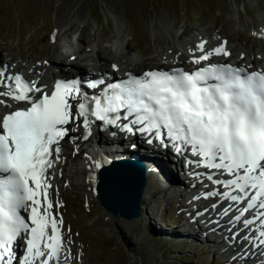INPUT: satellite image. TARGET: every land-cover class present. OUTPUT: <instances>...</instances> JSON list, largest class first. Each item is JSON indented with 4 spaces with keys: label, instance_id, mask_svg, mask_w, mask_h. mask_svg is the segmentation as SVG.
I'll return each mask as SVG.
<instances>
[{
    "label": "rangeland",
    "instance_id": "1",
    "mask_svg": "<svg viewBox=\"0 0 264 264\" xmlns=\"http://www.w3.org/2000/svg\"><path fill=\"white\" fill-rule=\"evenodd\" d=\"M202 36L203 43L220 40L232 58L239 51L248 59L255 56V66L264 69V0H0V62L38 67L36 75L42 80L61 77L57 71L67 59L88 64L104 59L118 39L126 59L136 55L145 67L189 68V61L170 54L186 51ZM73 46L79 48L75 58L69 55ZM133 70L139 73L141 68ZM69 129L59 146L68 165L85 157L92 145L77 139L79 122L73 120ZM154 148L160 151L158 145ZM145 163L155 172L158 186L137 225L104 210L93 187H80L78 179L49 188L55 215L65 222L61 255L71 247V264H264V251L247 250L249 238L241 237L246 232L240 231L239 241L230 247V240L218 234H211L217 241L184 235L193 229L188 220L192 214L187 213L191 201L208 204L213 198H191L180 169H167L177 176L172 184L164 181L167 174L159 169V159Z\"/></svg>",
    "mask_w": 264,
    "mask_h": 264
},
{
    "label": "snow or ice",
    "instance_id": "2",
    "mask_svg": "<svg viewBox=\"0 0 264 264\" xmlns=\"http://www.w3.org/2000/svg\"><path fill=\"white\" fill-rule=\"evenodd\" d=\"M197 47L203 50V44ZM214 51L229 55L223 46ZM211 55V52L202 55L194 63L206 61ZM2 77L4 72L0 71ZM9 79L15 81V88L0 79V86L9 89L0 91V96L26 101L30 106L0 117V264H12V248L22 232L28 233V238L19 264H35L37 259L40 264H49L53 258L58 262L62 243L57 221L55 217L51 221L47 218L52 207L50 201L43 214L38 211L42 206L39 197L43 195L47 201V188L51 187L47 183L48 169L54 165L51 157L55 154L59 158V140L67 134V128L62 126L79 117H84V126H88V98L84 97V102L77 105L78 111L73 113L68 98H77L74 93L80 91L78 80H56L51 92L32 100L27 93L41 91L33 88L35 82H27L19 75ZM108 87L112 94L105 96L103 103L98 97L92 98L96 105L91 110L92 116L115 124L121 117L109 119L108 114L124 107L127 112L124 119L135 115L130 123L144 125L139 131L151 133L155 129V136L160 139L163 127L177 152L182 149L176 141L191 145L193 154L203 158L205 167L223 170L233 177L214 183L240 193H224L233 202L247 201V206L239 209L237 221L257 207V202L264 209V72L248 73L231 65H211L192 73L181 69L171 73L149 71L140 78L132 77ZM4 103L0 100V104ZM122 130L132 132L133 128L124 124ZM103 162L110 161L104 158ZM95 167H101V161H96ZM208 179L213 178L209 175ZM250 189L254 190L252 195ZM29 207L30 223L19 214L20 209ZM257 216L264 217V212ZM243 223L247 227L253 221L244 219ZM49 226L51 234L47 232ZM261 236L264 237V232ZM261 243L264 244V239Z\"/></svg>",
    "mask_w": 264,
    "mask_h": 264
},
{
    "label": "bare ground",
    "instance_id": "3",
    "mask_svg": "<svg viewBox=\"0 0 264 264\" xmlns=\"http://www.w3.org/2000/svg\"><path fill=\"white\" fill-rule=\"evenodd\" d=\"M117 33H120V29L117 26ZM119 38V37H118ZM203 36L200 38V40H195L194 42L191 41V45L187 46V50L184 51H179V50H174L172 52L171 58L172 56H175V59H183L186 61H189L190 67L194 66H198L201 65V63L203 62L200 61L199 63H194L195 59H198L200 56L205 55L207 53H212V55L209 57V59H218V61H222V59L227 56L224 55L223 53L220 54H216L215 53V49L219 48L221 46L224 47V50L226 51H231L230 49H226L224 44L221 43L220 40L218 41H211L210 43L207 42V40L205 41V43L202 42ZM119 43H117V47L114 46L115 48L110 49V54L109 56L105 57L104 59H99L98 61H101L100 63H98V61H94V60H89V64L85 63V62H81V61H73V60H65L64 63L59 67L58 69V73L60 74L61 77L63 78H70V77H75L76 75H82L83 73H87L88 70L91 69V67H93V70L97 73L98 71L101 74H109V75H113V74H125V73H130V72H135L133 69L137 68H141V70H139V73L144 72L145 70H148L150 68L145 67L144 62L141 59H138V56H128L129 59H126V54L123 52V49L121 48V39L116 40ZM203 44V50L201 51L197 46ZM79 48L78 47H71L69 50V55L72 56V58L77 57V53H79ZM233 51V49H232ZM234 53V58H238V62L240 65H244L246 67H248L249 69H256L257 66H255V56L251 57V58H246V56H243L241 53L243 52H232ZM169 54V53H168ZM168 57V56H167ZM71 58V59H72ZM90 59V58H88ZM82 60V59H80ZM83 61V60H82ZM88 61V60H87ZM129 61L128 64H126ZM113 65H115L116 67L114 68ZM131 66V67H130ZM172 66H169V68H171ZM177 67V65L175 66ZM189 67V68H190ZM38 68V67H37ZM36 67L32 66V65H28V67L26 66H19V65H14V66H9L6 65L4 62H0V71L4 72V77L0 78L3 79L5 84L10 85L12 88H15V81L13 79H9L10 77H14L16 75L21 76L25 81L27 82H35L34 84V88H39L41 91L37 92V91H30L27 94L31 97V99L33 100L34 98H38L40 97L42 94H44L46 91H52V85H54V81L57 77H59V75H53L52 77H48L46 80H42V78L39 75H36ZM166 68V67H164ZM30 69V70H29ZM29 70V71H28ZM38 70V69H37ZM95 73V74H96ZM9 89L7 87L4 86H0V91H8ZM0 100L5 101L4 104H0V117H2L4 114H6L7 112H10L12 110H15L16 108H23V106L27 105L28 102L26 101H15L12 100L10 97L8 96H0ZM10 105V107H8ZM80 123V122H79ZM120 124L116 125L115 127H109L108 129L106 128L105 130H100V129H93L91 131V133H85L84 129L81 127V125L79 126L82 131L81 133L78 135L77 139H81V141L83 143H87V142H91L92 145L89 149V151H85V157L80 158L78 162H73L70 165H68L69 159L67 158V156H65V154L63 155V153L59 152V158L57 163L55 164L53 169H56L57 172H55L54 170H52L51 172H49L48 174V179H47V183L59 188V186H62L61 184H63V182H67L68 184H71V179L75 178L78 179V184L80 187H87L89 189H94L95 191V186L94 183L96 181L97 178V172L98 169L100 168H96L95 167V162L96 161H101V166L108 164V163H104L103 159L106 158L108 161H112L113 159H137L140 160L141 162H143L142 160L148 161V159H154V160H160V166L159 169L164 173H166V179L164 177V181H167L168 183H174L175 180H177V176H175L174 174H172V176L169 174V172H167V169L170 168V171L177 173L179 171V169L177 168L176 165V156L174 155V153H172L167 147L165 148H161V151L156 152L155 150V144L154 142H152L151 147H149L147 149V147L142 146L143 140H141V135L138 136V134L134 133L131 134L133 135V140H135L134 142H131L129 144H123L126 143V138L127 136H130L129 133H125L123 134L120 130ZM92 127V126H90ZM71 133V132H70ZM85 135H87V139H85ZM137 135V136H136ZM147 139L150 138L149 133L146 134L145 136ZM140 140V141H138ZM128 142V141H127ZM157 146V145H156ZM130 147V148H129ZM150 149V150H149ZM164 149V150H163ZM174 150L176 151V149L174 148ZM148 155H152V158H148L146 157V154ZM163 154V155H162ZM175 157V158H174ZM168 161V168H167V161ZM143 162L144 164H147ZM110 163V162H109ZM165 163V164H164ZM194 162H190L189 163V168H191L190 171L189 168L187 169V174H185L184 177V181L183 184H185L186 186H189V195H191V198L193 197H198L200 195H207L206 191L207 190H213L214 187H217V185H215L214 180H209L208 178H203L201 180H196V176H192L191 174L193 172H196V168H194ZM213 168H210L208 171H204L203 175L208 177L209 175L211 176H220V172H214V173H210L211 170ZM181 170H183V168H181ZM218 170V169H217ZM61 171H68L67 174H59V172ZM202 172H200L199 174H201ZM175 176V177H174ZM145 177H146V186H145V190H144V194L141 200V206H142V213H143V206L146 204H149L152 199L155 197V193H156V188L158 186V182L156 180V174L155 172L151 171V169L147 168L145 166ZM197 177H200V175H198ZM158 179V178H157ZM54 181V184H52V182ZM179 182V181H178ZM214 183V184H213ZM182 184V185H183ZM179 186L180 182L178 183ZM50 188V187H49ZM188 188V187H187ZM220 194L219 191H217V194ZM215 194V193H214ZM216 195V194H215ZM217 196V195H216ZM225 203V202H224ZM52 207H54L53 202H51ZM191 209L187 211V213L190 215L191 212L196 211V210H201L204 208H208L210 207V205H208L207 203H204L199 200H192L191 201ZM219 205L218 203L216 204ZM222 203H220V207H221ZM47 207V206H46ZM46 207H43L41 209V214H43L44 209ZM51 207V209H49V215H48V220L52 219L53 216L55 215V211L53 210V208ZM219 207V208H220ZM194 208V210H193ZM229 209H231L229 207ZM193 210V211H192ZM214 210L216 211V208H214ZM219 212V211H218ZM237 212V211H235ZM222 215V214H221ZM227 216H222L223 221H218V222H211L210 224L208 223L207 226V230L209 227L210 231H205L204 229L199 228V225H196V227H194V229H196L195 231L191 232V233H187L184 232V235H188V236H194L196 234L200 235L202 238H204L205 240L207 239V241L212 240V241H217V239H214L213 236H210L211 234H218L219 237H221V234H223L222 232V226L226 223V219L229 217V213L226 214ZM143 216V215H142ZM193 216V215H190ZM257 216V215H255ZM215 216L212 218L214 219ZM220 218V217H219ZM218 218V219H219ZM260 218V217H258ZM211 219V217H210ZM261 219V218H260ZM139 218H135V219H131V222L134 223V225H137ZM259 220V219H258ZM58 221L60 224L64 225L65 222L64 219L62 217L58 218ZM62 221V223H61ZM229 221V219H228ZM235 219L232 222V225L235 224ZM241 221V219H240ZM243 221V220H242ZM241 221V222H242ZM257 222L255 223V225L253 224L252 226H255V230L256 232H260L259 233H253V231H250V229H245L243 230V233L246 231V234H241V237L246 236L247 238H249L248 241V247L247 250L251 251V252H256L257 250H264V244L259 243L258 240L261 237V232H264V224ZM251 226V227H252ZM225 227V226H223ZM227 227V226H226ZM232 227V226H230ZM239 226L230 228L232 230H230L228 233H226L223 237L225 238H230V244L228 245L230 247L231 244H235L237 241H239L240 239V235L236 234L233 235V231L235 229H239ZM250 227V228H251ZM224 230V228H223ZM226 232V231H225ZM229 235V236H228ZM233 238V239H231ZM260 244V245H259ZM62 245H63V241H62ZM224 247V246H222ZM63 251L64 247L62 246L61 248ZM242 250V249H241ZM240 250V251H241ZM22 253V250L20 251ZM245 252V251H244ZM65 257H63L60 253V260L58 261L61 264H71L70 262V258L74 255V251L72 250V248H69V251L66 250V253H63ZM73 254V255H72ZM263 259V257H262ZM264 260V259H263Z\"/></svg>",
    "mask_w": 264,
    "mask_h": 264
},
{
    "label": "water",
    "instance_id": "4",
    "mask_svg": "<svg viewBox=\"0 0 264 264\" xmlns=\"http://www.w3.org/2000/svg\"><path fill=\"white\" fill-rule=\"evenodd\" d=\"M94 186L100 206L112 216L138 218L146 186L145 164L130 158L113 159L98 169Z\"/></svg>",
    "mask_w": 264,
    "mask_h": 264
}]
</instances>
